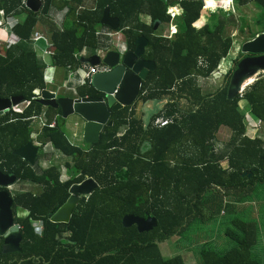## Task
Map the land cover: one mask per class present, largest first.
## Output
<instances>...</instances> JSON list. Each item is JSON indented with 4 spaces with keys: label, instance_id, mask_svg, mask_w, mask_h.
Here are the masks:
<instances>
[{
    "label": "trees",
    "instance_id": "16d2710c",
    "mask_svg": "<svg viewBox=\"0 0 264 264\" xmlns=\"http://www.w3.org/2000/svg\"><path fill=\"white\" fill-rule=\"evenodd\" d=\"M83 2L44 0L43 9L35 14L22 6V0H0V10L7 17L23 19L13 28L22 40L30 39L38 23L47 27L53 41L52 64L75 69L81 66L75 55L85 48L93 55L109 47L97 36L105 28L101 19L109 9L120 21L127 52L136 49L139 38L148 41L144 58L155 63V70L143 82L137 102L112 113L113 126H105L99 143L84 149L68 140L60 110L32 101L36 92L45 89L36 54L23 46L0 54V98H20L27 103L23 113L11 110L0 119V167L40 188L37 193L14 196L22 251L3 254L0 237V264H185L182 256L164 258L159 245L174 237L181 240L192 223L204 220L205 215L226 226L224 237L232 246L221 251L215 241L196 247L189 244L196 248L199 264H264L257 255L263 241L258 221L239 217L244 214L247 196L255 187H264V139L247 134L255 126L249 116L264 124V74L232 101L227 91L234 69L224 73V84L213 93L205 94L198 84L200 78H210L228 57L233 46L228 30L232 27L243 35L248 33L244 22L223 10L204 11L202 0H96L95 8L78 11ZM238 2L254 3L261 11L257 24L263 26L264 0ZM176 5L184 13L175 21V37L166 39L162 35L170 24L167 11ZM53 8L67 11L62 30L46 19ZM140 14L149 15L152 24H142ZM237 63L238 59L233 64ZM78 95L101 96L89 82L78 89ZM182 100L187 108L181 107ZM150 102L163 106L148 120L137 117V104ZM44 111L47 125L37 142L52 144L68 159L66 182L61 181L59 166L38 173L13 155L31 141V118ZM175 115L178 118L173 124L161 129L153 126L158 117ZM54 120L56 126L49 127ZM222 127L230 129L232 136L220 151L215 143ZM43 157L39 156L37 164ZM224 162L227 168H223ZM88 179L98 189L82 198L70 222H51L50 216L70 198L71 187ZM20 209L25 216H19ZM229 213L239 216L223 220ZM129 215H150L158 226L148 233H139L135 226L124 228L123 218Z\"/></svg>",
    "mask_w": 264,
    "mask_h": 264
},
{
    "label": "water",
    "instance_id": "95a60500",
    "mask_svg": "<svg viewBox=\"0 0 264 264\" xmlns=\"http://www.w3.org/2000/svg\"><path fill=\"white\" fill-rule=\"evenodd\" d=\"M26 6L31 12L39 13L43 3L40 0H27ZM101 24L112 30H118L120 26L119 20L110 16L109 9L104 11ZM147 45L148 41L141 37L136 41V49L133 52L121 54L118 51H109L102 58L94 55L79 59L81 64L89 67L105 65L109 68L108 72L93 75L90 81L101 96L74 100L57 97L55 93L43 90L41 99L37 102L43 107L60 110L63 119H68L72 115L79 116L83 121L84 141L90 145L99 143L104 127L113 126L110 122L112 113L133 106L140 96L143 82L149 73L155 70V63L144 58ZM241 53L260 56L248 57L238 63L228 86L227 97L230 101L241 95L248 80L264 74V24L263 33L244 43ZM21 102L20 98H0V116ZM38 154L39 147L32 141L13 152L14 156L32 167L36 165ZM7 178L13 177L6 176L0 171V179ZM15 180L16 178H13L9 183H0V186L8 188ZM96 189L98 184L91 179L72 186L69 191L70 198L50 216V221L55 224H68L82 198H88ZM122 224L124 228L135 226L139 233H148L158 226L157 220L150 215L146 218L129 215L123 218ZM0 237L3 239V254L21 253L23 237L20 226L15 221L13 197L7 190L0 191Z\"/></svg>",
    "mask_w": 264,
    "mask_h": 264
},
{
    "label": "crops",
    "instance_id": "0c3cea01",
    "mask_svg": "<svg viewBox=\"0 0 264 264\" xmlns=\"http://www.w3.org/2000/svg\"><path fill=\"white\" fill-rule=\"evenodd\" d=\"M56 3H60L61 1H66V0H55ZM69 1H72V0H69ZM67 1V2H69ZM43 3V6H44V0L41 1ZM22 4V3H21ZM26 5H27V0H26ZM24 6L25 8H27V6ZM95 5H96V0H84V2L82 3V6L80 7H85L84 10L86 9H91V8H95ZM23 6V5H22ZM179 7H181L180 5H177ZM233 6H234V11H235V14L234 17L240 21L242 23V21L244 22V25H245V22L247 21V17H243L241 14L243 13V15H245L246 11H248L249 8H254L255 9V13L254 15H257L259 16L261 11L257 8V6L254 4V3H248V4H244V5H241L239 4L238 0H233ZM80 7L78 8V11H84V10H80ZM182 8V7H181ZM43 9V7H42ZM41 9V10H42ZM183 9V8H182ZM29 10V9H28ZM40 10V12H41ZM30 11V10H29ZM39 12V13H40ZM110 12V11H109ZM35 14H38V13H35ZM67 14V11L64 10V11H60V10H57L56 8H53L50 15H48L46 17V19L51 22L55 27L56 29L58 30H62V22L64 21L65 19V16ZM104 14V13H103ZM111 16V14H110ZM7 17V16H6ZM103 17V16H102ZM113 17V16H111ZM181 17V16H180ZM8 19L10 20H14L15 23L13 24V28L15 25H17L18 23L22 22L23 19L20 18V17H7ZM113 18H116V17H113ZM253 18V17H252ZM252 18L250 20V23H248L249 25L251 24L252 22ZM258 18V17H257ZM118 19V18H117ZM139 19H140V22L146 26H150L152 24V19L149 15L147 14H140L139 16ZM119 20V19H118ZM176 21V20H175ZM120 23V21H119ZM253 23V22H252ZM257 23V22H256ZM176 24V22H175ZM102 25V24H101ZM258 25V24H257ZM104 26V25H102ZM170 26V24H169ZM177 26V25H176ZM259 26V25H258ZM42 27H45L44 25H42L41 23H38V25L36 26V28L34 29V31H39L41 32L42 34H44L48 39H49V42H50V48L48 49V52H49V55L48 56H43L41 53L39 54V56H43V59L47 60L48 64H50L51 68L50 70H45V68L42 66V57L40 58L37 53H35L32 49V46L30 44V39L28 41H25V40H22L21 39V42L18 44V45H14L12 47H17V46H23L25 47L28 51L36 54V57H37V62H38V65L39 67L42 69V71L44 72V80H45V76L46 75H50L52 76V78L54 79V84L51 85V86H48L45 82V90H49L51 92H55L57 93V97H64V98H72V99H76V97L78 98H81L83 99V97H80L78 95V89L80 87H83L79 84V78H78V75L82 76V71H84L85 68H88L89 66L87 65H83L81 64L80 67L78 68H72L71 66H67L65 68H58V67H55L53 64H52V56H53V41H52V38H51V33H46L45 31L42 30ZM262 28V26H259ZM13 28H12V32H13ZM47 28V27H46ZM120 28V26H119ZM119 28L118 30H112L111 28L109 27H106L105 28H100L97 32V36L100 37V40L102 42H106L107 43V46H109L108 48H104L101 49V50H98L95 54L93 55H90L88 52H87V49L85 48L84 50L86 51V56L85 57H90V56H94V55H98L99 57H104V55L109 52V51H121L122 49H125V53H127V44L125 42V38H124V35H123V32L122 31H119ZM156 31L158 30V27L155 28ZM48 30V28H47ZM33 31V32H34ZM162 31V30H160ZM247 32H249L250 30H246ZM255 31V34L256 36L257 35H260L261 33H263L262 29H257V30H254ZM9 31H6L5 29H0V39H1V43H0V54L1 55H5V52L6 50L12 48H7L5 45H4V41L7 37V34H8ZM32 32V33H33ZM101 32L102 35H99L98 33ZM115 32H121L122 33V38H121V48L120 50H115V47H116V44H117V40L113 37H109L107 36L106 34H110V33H115ZM177 32H178V28H177ZM14 33V32H13ZM168 33H169V27L168 28H165L163 30V37L166 38V39H169L167 36H168ZM15 34V33H14ZM177 34V33H176ZM16 35V34H15ZM32 35V34H31ZM17 36V35H16ZM255 36V37H256ZM175 37V35L173 36ZM172 37V38H173ZM31 38V37H30ZM171 38V39H172ZM253 39V38H252ZM249 41V40H248ZM148 46V45H147ZM146 51H147V48H146ZM83 52V51H82ZM81 53V52H80ZM79 53V54H80ZM124 53V54H125ZM79 54H76L75 55V58H77L78 60L80 59V57H76L77 55ZM146 54V52H145ZM82 58V57H81ZM147 60V59H146ZM80 62V61H79ZM69 71H72V72H75V73H78L77 74V78L72 81V82H68V74H69ZM201 79V78H200ZM203 79H206V78H203ZM90 83V81H89ZM91 84V83H90ZM66 86V87H64ZM64 87V88H63ZM71 89H75L77 95H75ZM44 90V89H43ZM43 90H40V91H43ZM85 98H89V97H85ZM3 99V98H2ZM23 102V101H22ZM21 102V103H22ZM141 104V105H140ZM140 105V106H139ZM163 106V103H154V102H150L148 104H142V103H139L137 106H136V115L137 117H142L144 116L145 119H150V117L157 113ZM46 108V107H45ZM49 108V107H48ZM51 108V107H50ZM54 109V108H53ZM56 110V109H55ZM11 111V110H10ZM9 111V112H10ZM9 112H6L4 113V115L0 116V119L2 117H4L7 113ZM73 116V115H72ZM61 117H62V114H61ZM63 120H66V119H63ZM31 122H32V135L33 134H37L39 137L41 132H42V129L47 125V119H46V111L43 112V114L39 117H32L31 118ZM255 122V121H253ZM52 124H55L56 126V120H54L50 125ZM44 125V126H43ZM49 125V127H50ZM52 128V127H51ZM54 128V127H53ZM78 128V129H77ZM224 128V127H222ZM220 131V130H219ZM69 134H66L67 135V138L68 140L70 141L71 144L73 145H77V146H80L84 149H86L90 144H87L84 139H83V126L81 129H79V124H75V127L74 129H71L70 131H68ZM32 136H31V141L34 142L32 140ZM86 144L87 146H84L83 145ZM35 144V142H34ZM36 145V144H35ZM23 147V146H22ZM39 147V146H38ZM20 148V147H19ZM17 150V149H16ZM14 152V151H13ZM57 153V154H56ZM45 155V157H43V159H41V161L37 164L36 162V165L34 167L30 166L28 163V165L30 167H32L36 172L40 173L42 170H46L52 166H58L55 162H52V157L54 154H56V156L54 158H59L60 156H62L63 158H65V162H64V165H61L59 166L60 167V171H61V181L62 182H66L69 180V177L67 175V169L65 167V163L67 162V158L64 157L62 154L56 152L52 146V144L50 143H47L45 146H40L39 147V154H38V158L40 155ZM17 157V156H16ZM37 158V160H38ZM21 159V158H20ZM22 160V159H21ZM23 161V160H22ZM26 163V162H25ZM224 165V163H222V166ZM227 167H228V164H227ZM227 167H224L223 168H227ZM0 171L3 172V173H7L5 170H2L1 167H0ZM7 174H10V173H7ZM10 175H14V174H10ZM6 176H9V175H6ZM16 176V175H14ZM18 178V177H17ZM19 179V178H18ZM9 183V182H8ZM15 183V182H14ZM24 183H29L37 188H39L38 186L30 183V182H23L21 179H19V182L16 184H12L11 186H9L7 189V191L10 192V194L12 195V197L14 198V196L18 195V194H22L20 191H19V188H20V185L24 184ZM2 188H6V187H3V186H0ZM40 190V188H39ZM26 193V192H25ZM14 200V199H13ZM21 214H23V216L26 215V213H24L21 209L19 210V216L23 217ZM264 216V211L262 209V218ZM264 220V219H262ZM262 235L264 237V223H262ZM218 236V235H217ZM208 238V237H207ZM204 239L206 238H203L200 240V238H198V241L200 243H203L205 242ZM214 237L213 238H208L206 241H213ZM172 241L174 242H180L179 238L178 237H174L172 238ZM172 241H169V242H172ZM215 241V240H214ZM169 242L167 241V244H169ZM167 246V245H166ZM165 246V247H166ZM191 248V247H190ZM189 249V248H188Z\"/></svg>",
    "mask_w": 264,
    "mask_h": 264
},
{
    "label": "rangeland",
    "instance_id": "374dc122",
    "mask_svg": "<svg viewBox=\"0 0 264 264\" xmlns=\"http://www.w3.org/2000/svg\"><path fill=\"white\" fill-rule=\"evenodd\" d=\"M209 5H212V3L210 2ZM254 13H255V9L249 8L248 11H246L245 15H243V13L241 14L243 17L244 16L247 17V21L245 22V28H246V30H250L251 33L248 32L246 35H243L238 31L237 28H232V27L228 30V36H230L232 38L233 46H232V49L230 50L228 57L225 58L220 64V66H221L220 74L215 75V76L213 75L208 79L201 78L198 80V84H199L201 90L205 94L215 92L224 84V75H225L224 73L227 70L231 69L235 59H238L241 57V47L248 40L252 39L253 34H255L254 30L262 29V31H263V26L261 28L257 25L256 22L258 20V18H257L258 16L254 15ZM251 18H252L253 23L251 22V24L249 25L248 23H250ZM241 24L238 23V27ZM42 30L45 31L46 33H49L46 27H42ZM259 76L251 79L250 82L247 85H245V89L247 87L251 86L258 79ZM240 106H241V108H244L245 102H243V101L240 102ZM181 107L187 108L188 107L187 102L182 100L181 101ZM249 117L252 121H255L254 122L255 126H254V128L248 129V132H247L248 136L252 139H254V138H261V139L263 138L264 139V124L258 122L252 116H249ZM59 119H60V117H59ZM75 124H79V129H81L83 126L82 119L77 115L70 116L68 119L65 120V132H66V134H69L68 131H70L71 129H74ZM231 136H232V132L230 129H228L226 127L221 128L220 131L218 132L217 136H216L215 147L220 151L225 150L226 145L230 141ZM83 145L87 146L84 143H83ZM56 154L53 155L52 162H55L58 166L64 165V162L66 159L63 158L62 156H60L59 158H54L56 156ZM223 166L227 167V163L224 162ZM19 191L21 193H25V192L37 193V192H39V188H37V187H35L29 183H24V184L20 185ZM246 201L247 202L244 205L245 206L244 207L245 211L243 212L244 214L242 215V212H241V210H239V208L237 210V211H239L238 214L242 215V216H239L238 214L235 215V214L229 213L225 218H223V220L230 221L232 218H235L236 216H239L243 220H246V221H251L253 218L256 221H258V225L261 228L260 233L262 235V209H264V187H262V186L255 187V190L252 191L247 196ZM21 215L23 216V214H21ZM203 219L204 220H202V221L196 219L192 223V225L189 227L187 232L184 234V236L182 237L180 242H174V241H172V239H170V240H168V242L169 241H172V242H169V244H167V241L164 243H161L159 245V247H160L162 256L164 258H171L174 256H182L185 264H199L198 263L199 260L196 258V255H195V251H197V250H195L196 248H193V247L190 248V245H189V244H194L195 247L198 246L200 244V242L198 241V238H200V240L203 238H206V239H204V241H206L208 238L214 237L213 241L215 240V242L218 244L219 250L223 251V250L229 249L232 246V243H231V241H229V239L224 237V230H225L226 226H224L223 224L222 225L218 224L220 222L219 219L210 220L209 216H207V215L203 216ZM220 219L222 220V217ZM262 240H263L262 242H264L263 235H262ZM262 242H260V245H258V247H257V250H258L257 255L259 256V260L262 263H264V255L262 254L264 252V251H262Z\"/></svg>",
    "mask_w": 264,
    "mask_h": 264
},
{
    "label": "built area",
    "instance_id": "2783aa9c",
    "mask_svg": "<svg viewBox=\"0 0 264 264\" xmlns=\"http://www.w3.org/2000/svg\"><path fill=\"white\" fill-rule=\"evenodd\" d=\"M40 1H43V0H40ZM66 1H69V0H66ZM203 1V9L204 11L206 12H212V11H217V10H223L224 12H227V13H233L235 14V11H234V6H233V0H202ZM208 2H211L212 5H209ZM22 5L25 6L26 5V0H22ZM85 7H80V10H84ZM184 13V10L179 7V6H173V7H169L168 11H167V14L168 16L170 17V26H169V33H168V38L171 39L174 35H176L177 33V26L175 24V20L182 16ZM15 23V21L12 19H8L6 17V14L3 10H0V29H5L6 31H9L8 34H7V37L4 41V45L7 47V48H10L14 45H18L20 42H21V39L16 36L13 32H12V28H13V24ZM99 35H102L101 32L98 33ZM107 36L109 37H113L117 40V44H116V47H115V50H120L121 48V38H122V33L121 32H115V33H110V34H106ZM30 44L32 46V49L35 53H37V55L39 56V54L41 53L43 56H48L49 55V52H48V49L50 48V42H49V39L44 35L42 34L41 32L39 31H34L31 35V38H30ZM0 43H1V39H0ZM125 49H122L121 51H118L120 52L121 54H124L125 53ZM43 56H39L41 59H42V66L45 68V70H50L51 66L50 64H48L47 60L43 59ZM86 56V51L83 50V52H81L79 55H77L76 57H85ZM204 62L203 60H200V65L201 66H204L203 65ZM206 66V65H205ZM109 71V68L105 65H100V66H97V67H88V68H85L84 71H82V76L78 75V78H79V84L81 86L85 85L87 82L91 81V78L93 75H96V74H99V73H105V72H108ZM221 72V66L218 67V69L212 74V76L214 75H219ZM77 74L78 73H75V72H72V71H69V74H68V82H72L74 81L76 78H77ZM45 82L48 86H51L54 84V79L52 78V76L50 75H46L45 76ZM66 87V86H64ZM63 87V88H64ZM45 90V89H44ZM71 91L77 95L75 89H71ZM41 93L42 91H38L36 92V96L32 99V101H37L39 99H41ZM55 93V92H54ZM243 92H241V95H242ZM57 95V93H55ZM80 100L81 98H78L76 97L75 100ZM27 107V103H20L19 105L13 107L11 110L12 111H16V112H19V113H23L24 109ZM178 115H175L173 117H170V118H166V117H158L154 122H153V126L155 128H165L171 124H173L176 119L178 118L177 117ZM44 126V125H43ZM50 127H55V124H52L50 125ZM126 132V130H122L120 132V134L118 135L119 137L123 136V134ZM38 135L37 134H33L32 135V140L35 142V144L37 146H41V144H39L37 142V137Z\"/></svg>",
    "mask_w": 264,
    "mask_h": 264
},
{
    "label": "flooded vegetation",
    "instance_id": "af4514ba",
    "mask_svg": "<svg viewBox=\"0 0 264 264\" xmlns=\"http://www.w3.org/2000/svg\"><path fill=\"white\" fill-rule=\"evenodd\" d=\"M242 54V53H241ZM257 56H260V55H252V54H242V56L240 57V58H238V63L241 61V60H243V59H246V58H248V57H257ZM235 60H237V59H235ZM148 61V60H147ZM238 63L235 65V64H233V66L231 67V69L233 70H235L236 69V67H237V65H238ZM234 70H233V72H234ZM3 173V172H2ZM4 175H9L10 177H13V178H16V180H15V183L17 184L18 182H19V179L17 178V176H14V175H10V174H7V173H3ZM13 178L12 179H0V183L1 184H5V183H8V182H10L11 180H13ZM14 183V184H15ZM5 189H7V188H2V187H0V191H3V190H5Z\"/></svg>",
    "mask_w": 264,
    "mask_h": 264
},
{
    "label": "bare ground",
    "instance_id": "6f19581e",
    "mask_svg": "<svg viewBox=\"0 0 264 264\" xmlns=\"http://www.w3.org/2000/svg\"><path fill=\"white\" fill-rule=\"evenodd\" d=\"M236 49V48H235ZM251 80V79H250ZM250 80H248L247 82H246V84L245 85H247L249 82H250Z\"/></svg>",
    "mask_w": 264,
    "mask_h": 264
}]
</instances>
